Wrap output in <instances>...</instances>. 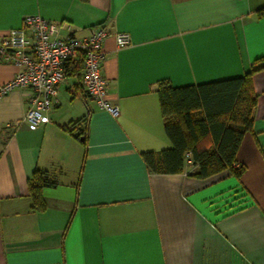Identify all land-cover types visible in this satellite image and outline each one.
<instances>
[{
    "label": "crops",
    "instance_id": "obj_1",
    "mask_svg": "<svg viewBox=\"0 0 264 264\" xmlns=\"http://www.w3.org/2000/svg\"><path fill=\"white\" fill-rule=\"evenodd\" d=\"M264 0H0V38L38 14L61 37L109 34L102 73L118 114L84 96L68 75L49 121L24 120L27 89L0 97V264H264V67L236 158L239 177L150 172L141 153L171 146L157 86L243 76L264 56ZM115 33L130 44L118 48ZM17 68L0 58V83ZM81 117L84 123L75 124ZM80 127V128H79ZM79 135V136H78ZM35 169L57 182L33 210Z\"/></svg>",
    "mask_w": 264,
    "mask_h": 264
},
{
    "label": "trees",
    "instance_id": "obj_2",
    "mask_svg": "<svg viewBox=\"0 0 264 264\" xmlns=\"http://www.w3.org/2000/svg\"><path fill=\"white\" fill-rule=\"evenodd\" d=\"M258 14L264 15V7ZM259 63L262 65L251 67L243 76L196 85L173 86L161 80L156 91L171 146L142 152L147 169L157 174H175L190 167L189 173L199 178L229 170L239 177L244 165L236 155L244 134L252 129L257 101L251 75L264 67V56L254 61ZM71 66L72 73L79 74L82 59L78 57ZM85 120L81 117L71 126ZM55 185L57 182L46 171L34 170L27 182L33 210L45 208L42 191Z\"/></svg>",
    "mask_w": 264,
    "mask_h": 264
},
{
    "label": "built area",
    "instance_id": "obj_3",
    "mask_svg": "<svg viewBox=\"0 0 264 264\" xmlns=\"http://www.w3.org/2000/svg\"><path fill=\"white\" fill-rule=\"evenodd\" d=\"M108 34L99 24L84 37H61L55 22L38 14L26 15L21 27L0 38V58L9 59L17 68L8 81L0 83V97L16 88L27 89L29 108L24 120L32 127L44 124L49 121L48 111L56 101L58 87L67 77L68 63L80 57L83 95L116 116L118 109L107 98L109 83L102 73ZM114 37L118 48L130 44L127 33H115Z\"/></svg>",
    "mask_w": 264,
    "mask_h": 264
}]
</instances>
